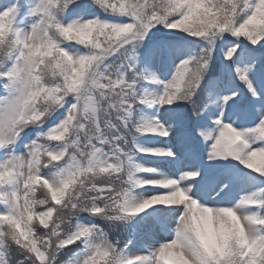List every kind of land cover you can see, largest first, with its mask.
I'll list each match as a JSON object with an SVG mask.
<instances>
[{"label": "snow or ice", "instance_id": "snow-or-ice-1", "mask_svg": "<svg viewBox=\"0 0 264 264\" xmlns=\"http://www.w3.org/2000/svg\"><path fill=\"white\" fill-rule=\"evenodd\" d=\"M0 264H264V0H0Z\"/></svg>", "mask_w": 264, "mask_h": 264}]
</instances>
